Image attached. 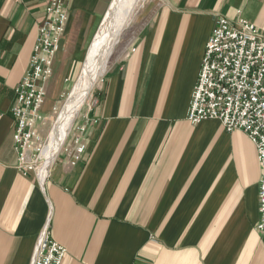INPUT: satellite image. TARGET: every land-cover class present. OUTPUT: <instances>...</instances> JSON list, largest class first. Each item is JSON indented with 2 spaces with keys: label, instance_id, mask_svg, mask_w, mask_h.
<instances>
[{
  "label": "crops",
  "instance_id": "0c3cea01",
  "mask_svg": "<svg viewBox=\"0 0 264 264\" xmlns=\"http://www.w3.org/2000/svg\"><path fill=\"white\" fill-rule=\"evenodd\" d=\"M47 1L0 0V264H31L44 229L66 250L61 264H264L254 145L217 120L187 121L216 18L239 11L264 37V0L148 7L41 178L18 168L12 109ZM109 4L68 0L44 114Z\"/></svg>",
  "mask_w": 264,
  "mask_h": 264
},
{
  "label": "built area",
  "instance_id": "2783aa9c",
  "mask_svg": "<svg viewBox=\"0 0 264 264\" xmlns=\"http://www.w3.org/2000/svg\"><path fill=\"white\" fill-rule=\"evenodd\" d=\"M67 2L47 1L28 70L14 89L13 142L18 168L23 173L30 170L36 173L39 129L47 119L42 112L45 85L51 77L59 44L65 37ZM208 120L219 121L225 132H243L254 145L259 167L255 230L264 234V37L240 16L239 11L234 21L216 18L205 44L187 121L195 125ZM83 130L84 126L73 137V143L77 145L76 159L84 150V146L77 143ZM65 254V248L53 241L44 229L31 264H61Z\"/></svg>",
  "mask_w": 264,
  "mask_h": 264
},
{
  "label": "bare ground",
  "instance_id": "6f19581e",
  "mask_svg": "<svg viewBox=\"0 0 264 264\" xmlns=\"http://www.w3.org/2000/svg\"><path fill=\"white\" fill-rule=\"evenodd\" d=\"M142 0H113L100 28L92 39L81 66V72L72 86L67 99L62 104L46 142L40 148L39 156L45 161L38 162L37 174L43 178L49 163L57 156L60 148L72 128L73 120L79 116L100 75L103 74L108 59L122 32ZM36 169V168H35Z\"/></svg>",
  "mask_w": 264,
  "mask_h": 264
},
{
  "label": "rangeland",
  "instance_id": "374dc122",
  "mask_svg": "<svg viewBox=\"0 0 264 264\" xmlns=\"http://www.w3.org/2000/svg\"><path fill=\"white\" fill-rule=\"evenodd\" d=\"M162 0H142L139 5L137 6V8L135 9L130 22L128 23V25L126 26V28L124 29V31L121 34V37L119 39V41L117 42V44L114 47V50L111 54V56L108 59L106 68L103 72L102 75L99 76L97 83L94 87V89L91 92L90 98L87 101L85 107L83 108V110L81 111V113L79 114V116H77L72 123V127L73 125H76V123L82 118V116L86 113V111L88 110V108L91 106L93 99H94V92L97 88L98 83L100 82V80L102 79V77L104 76V74L107 71L108 66L110 65L111 61L115 58L116 56V52L119 49V47L123 44V42L125 41L126 36H128V32L130 30V28L135 25L138 21V19L140 18L141 14L148 8L151 7L152 5H155L157 3H160ZM113 0H110V4H109V8L107 10V12L110 9V6L112 4ZM93 39V38H92ZM91 40L89 42H87V44L84 46L83 49H81L79 51V55L76 58V62L74 63L73 66V70H72V74L71 77L68 79V81L66 83H64L65 87H64V91L61 92L60 94H58L57 96H55V98L53 99V102L50 103V106L48 107L49 109L46 112V121L44 123V125H42V127L39 129V136H40V145H39V150L42 147V145L46 142L47 140V136L50 133L56 119L58 118L59 115V111L62 107V104L65 102V100L67 99V96L72 88V86L74 85L78 75L81 72V66L85 60L86 57V53H87V48L89 47ZM54 108V109H53ZM72 131V128L68 134V136H70V133ZM40 153V151H39ZM35 155L37 156V153H35ZM38 161L36 164V169L38 167V162L42 163L45 161V158L43 156H39L38 155Z\"/></svg>",
  "mask_w": 264,
  "mask_h": 264
}]
</instances>
